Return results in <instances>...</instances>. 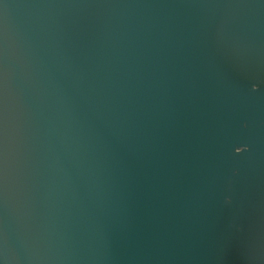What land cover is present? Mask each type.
<instances>
[{"label":"water","instance_id":"1","mask_svg":"<svg viewBox=\"0 0 264 264\" xmlns=\"http://www.w3.org/2000/svg\"><path fill=\"white\" fill-rule=\"evenodd\" d=\"M0 264H264V0H0Z\"/></svg>","mask_w":264,"mask_h":264}]
</instances>
